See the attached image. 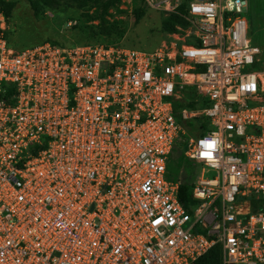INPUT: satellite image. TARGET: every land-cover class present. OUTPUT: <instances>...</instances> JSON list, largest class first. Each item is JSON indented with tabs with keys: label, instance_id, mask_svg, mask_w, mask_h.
<instances>
[{
	"label": "built area",
	"instance_id": "obj_1",
	"mask_svg": "<svg viewBox=\"0 0 264 264\" xmlns=\"http://www.w3.org/2000/svg\"><path fill=\"white\" fill-rule=\"evenodd\" d=\"M247 6L189 0L187 26L150 49L16 48L0 10V264H192L215 244L221 264H264V70L247 69L264 61ZM180 142L199 165L191 211L184 169L167 167Z\"/></svg>",
	"mask_w": 264,
	"mask_h": 264
},
{
	"label": "rangeland",
	"instance_id": "obj_2",
	"mask_svg": "<svg viewBox=\"0 0 264 264\" xmlns=\"http://www.w3.org/2000/svg\"><path fill=\"white\" fill-rule=\"evenodd\" d=\"M15 3V11L10 17L11 31L10 38L14 47L25 48L38 44L44 39L50 38L54 40L74 41L81 43H107V38H86L89 34L88 27L92 22L85 23L80 16V11L77 9H67L58 14L52 11H45L43 15L35 17L32 15L27 0H11ZM138 0H121L119 7L125 12L119 14L115 11L109 20L120 19L122 21L121 27L123 30L122 37L115 43L122 44L128 47L139 49H150L161 43L166 38V34L160 30V21L162 15L160 12L147 8L145 17H143L138 24H134L132 17L133 5ZM184 0H180L182 3ZM248 6L245 9V15L249 22L248 36L251 39V44L256 45L260 49V57L264 61V0H247ZM187 2V1H186ZM132 5V8H130ZM71 20H76V27L68 25ZM96 24V21H94ZM248 70H264L260 63H254L247 66ZM204 102L203 106L206 105ZM193 136V133H191ZM188 133L183 135L187 138ZM178 148L175 149L172 155L169 156L168 171L176 175L175 161L178 157ZM184 169V180L189 182L195 179V175L199 171V165L186 164ZM178 174V173H177ZM213 171H208L205 175L211 177Z\"/></svg>",
	"mask_w": 264,
	"mask_h": 264
},
{
	"label": "trees",
	"instance_id": "obj_3",
	"mask_svg": "<svg viewBox=\"0 0 264 264\" xmlns=\"http://www.w3.org/2000/svg\"><path fill=\"white\" fill-rule=\"evenodd\" d=\"M189 0H184L180 3L175 12H170L166 15L161 13L162 19L160 21V30L163 33H174L178 31V27L185 28L188 24V21L185 18L187 14V2ZM29 9L33 16L39 17L44 14L45 11H52L55 13H59L61 11H65L67 9H77L80 11V16L82 17L85 23L92 22L88 29L89 34L86 35V38H107V43H115L119 38L122 37V33L124 27H121L122 21L120 19L109 20V16H112L111 11H115L119 14L125 12L124 9L119 7L121 0H27ZM0 10L4 13V15L9 19L13 15L15 11V3L11 0H0ZM147 12V6L144 0L135 1L132 8V17L134 24H138L140 20L145 17ZM73 21V20H71ZM96 21V24L94 23ZM77 21L71 25L72 27H76ZM11 27L8 31H6L7 39L9 40L12 46V40L10 38ZM44 41H52L54 43L65 45L72 44H80L81 42L74 41H63L55 38L51 40L50 38L44 39ZM39 42V43H41ZM29 47V46H28ZM6 87H10L5 85ZM188 94L193 92L191 90H187ZM188 94L184 95L182 100H176L174 102V110L176 114V118H178V111L184 107H193L191 102H187ZM187 96V97H186ZM190 98V97H189ZM195 123H201L200 119L192 122V127H194ZM178 148V157L175 161L176 175L181 167H186V164H191L183 155L184 152V144L182 142L177 143L175 149ZM174 149V150H175ZM171 172V171H170ZM172 174V173H170ZM174 177L175 174H174ZM179 200L183 204V206L191 211L193 206L197 204V200H195L192 196V185L187 180H183L180 183L179 187ZM261 200L251 199V206L254 210L260 206ZM264 202V200H262ZM192 264H221V246L220 244L213 245L206 253L198 257Z\"/></svg>",
	"mask_w": 264,
	"mask_h": 264
}]
</instances>
